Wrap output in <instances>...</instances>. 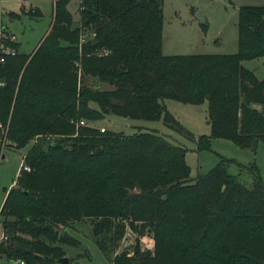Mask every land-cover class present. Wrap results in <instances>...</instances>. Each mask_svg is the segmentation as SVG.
<instances>
[{"label": "trees", "instance_id": "obj_1", "mask_svg": "<svg viewBox=\"0 0 264 264\" xmlns=\"http://www.w3.org/2000/svg\"><path fill=\"white\" fill-rule=\"evenodd\" d=\"M68 1L53 0L50 27L33 51L0 39L16 50L0 62V156L34 140L22 158L29 171L20 169L0 210L8 236L0 256L59 264L61 245L75 243L61 230L69 223L91 219L98 236L124 219L137 232L147 228L154 248L121 251L112 264H264L256 165L246 167L248 186L227 173L225 159L191 178L185 148L155 129L100 131L88 122L162 117L193 138L164 100L206 101L211 132L198 136L197 148L217 137L254 150L264 142V75L242 60L264 56V4L239 6L236 52L164 54L163 0H80V22L94 28L83 40ZM28 12L41 15L37 6ZM86 75L113 87L92 88ZM81 118L89 124L76 126Z\"/></svg>", "mask_w": 264, "mask_h": 264}, {"label": "rangeland", "instance_id": "obj_2", "mask_svg": "<svg viewBox=\"0 0 264 264\" xmlns=\"http://www.w3.org/2000/svg\"><path fill=\"white\" fill-rule=\"evenodd\" d=\"M79 2L80 0H69L68 8L72 12L73 25L82 27L83 40L93 35L94 28L92 25L81 24ZM51 4L52 0H0V23L6 27L7 32L15 34L21 51L30 52L45 34L51 20ZM242 4H264V0H163L162 52L164 54L236 52L238 8ZM34 5L39 7L40 16L28 12L30 7H35ZM12 11L20 13V16H11ZM242 64L258 77L264 75V56L244 59ZM82 79L92 88L113 87L92 75H86ZM164 101L167 109L192 133L193 138H188L168 127L162 117L147 120L108 114L88 122L96 127L104 126L126 133H132L138 126L155 129L172 143L185 148V160L190 168L191 178L208 173L221 159H225L227 173L236 175L245 186L252 181V176L246 168L252 164L256 165L264 181V142H259L252 150L239 148L230 140L214 137L210 140L208 149H198V136L209 135L211 132L207 102L194 104L170 98ZM1 130L2 126L0 138ZM33 141L21 149L4 146L6 159L4 161L0 159V209L6 190L15 185L22 166V158ZM1 221L2 217L0 242L3 234ZM92 222L91 219L84 218L71 222L66 228L61 229L75 239L73 245H61L63 257L68 258V264H112V257L121 251L131 252L135 246L148 250L154 248L152 233L147 231V228L137 232L123 219L113 221L110 230L96 236L92 233ZM97 239L102 243L104 251L97 246ZM0 264L20 263L8 261L4 256H0Z\"/></svg>", "mask_w": 264, "mask_h": 264}, {"label": "built area", "instance_id": "obj_3", "mask_svg": "<svg viewBox=\"0 0 264 264\" xmlns=\"http://www.w3.org/2000/svg\"><path fill=\"white\" fill-rule=\"evenodd\" d=\"M2 37H8L10 40H15V36L12 33L7 32L5 26L2 23H0V39ZM6 53L7 54H15L16 50H15V48L9 47L0 41V62L4 60V54H6ZM75 124H76V126H78V125H86L89 123L85 119L81 118L79 120H76ZM99 129H100V131H103L105 129V127L101 126V127H99ZM21 168L23 170L29 171V167H27L26 165L25 166L22 165ZM1 240L3 242H6L8 240V236L3 233L1 236ZM16 261L19 262L20 264H24V262L22 260L18 259Z\"/></svg>", "mask_w": 264, "mask_h": 264}, {"label": "water", "instance_id": "obj_4", "mask_svg": "<svg viewBox=\"0 0 264 264\" xmlns=\"http://www.w3.org/2000/svg\"><path fill=\"white\" fill-rule=\"evenodd\" d=\"M208 122H209V120H208ZM0 159L2 161H4L6 159V154L4 152L1 153ZM58 262H59V264H68L69 263L67 257L60 258Z\"/></svg>", "mask_w": 264, "mask_h": 264}, {"label": "crops", "instance_id": "obj_5", "mask_svg": "<svg viewBox=\"0 0 264 264\" xmlns=\"http://www.w3.org/2000/svg\"><path fill=\"white\" fill-rule=\"evenodd\" d=\"M31 6H33V4H31ZM34 6H37V5H34ZM37 7H38V6H37ZM52 7H53V0H52V4H51V13H50V14H51V20H50V23H49V27H50V24H51V21H52ZM67 7H68V4H67ZM68 9H69V8H68ZM69 10H70V9H69ZM70 12H71V11H70ZM71 13H72V12H71ZM49 27H48V29H49ZM48 29L46 30V32L48 31ZM9 32L12 33V34L15 36V34H14L13 32H11V31H9ZM46 32H45V34H46ZM45 34H44V35H45ZM44 35H43V36H44ZM43 36L40 38V40L43 38ZM15 40H16V36H15ZM40 40H39V41H40ZM38 43H39V42H38ZM38 43H37V44H38ZM37 44L35 45V47L37 46ZM35 47H34V48H35ZM34 48H33V49H34ZM33 49H32L31 51H33ZM19 50H20V48H19ZM31 51H30V52H31ZM18 174H19V173H18ZM5 196H6V193H5ZM5 196H4V198H5ZM0 210H1V209H0Z\"/></svg>", "mask_w": 264, "mask_h": 264}]
</instances>
